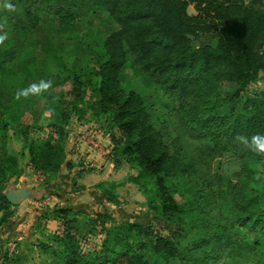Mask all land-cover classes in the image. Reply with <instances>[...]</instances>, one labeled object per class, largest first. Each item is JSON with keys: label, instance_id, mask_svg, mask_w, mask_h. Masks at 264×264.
Segmentation results:
<instances>
[{"label": "trees", "instance_id": "1", "mask_svg": "<svg viewBox=\"0 0 264 264\" xmlns=\"http://www.w3.org/2000/svg\"><path fill=\"white\" fill-rule=\"evenodd\" d=\"M190 5L195 16L186 12ZM51 11L52 18L42 26V42L36 46L38 57H25L16 40L34 39L41 22L38 14ZM97 13L108 15L118 26L99 38L98 47L88 44ZM0 35L6 37L0 42V71L14 85L15 96L45 70L54 88L68 86L64 97L75 113L85 114L84 103L93 115H107L114 132L109 149L113 164L136 171L126 182L149 200L147 209L174 216L187 228L183 236L142 243L131 234L142 233L135 222L116 224L108 215L92 218L59 209L52 215L63 230L50 235L54 236L50 244L41 248L51 255L49 264H216L224 257V264H231L239 249L248 254L259 246L264 249L260 242L264 233L257 231V225L264 226V152L251 150L240 139L264 134V92L238 106L240 93L264 73V0H0ZM88 84L95 87L98 100L84 102ZM130 87L150 88V97ZM225 89L235 101L228 112L220 105ZM30 97L17 98L6 119L0 112V129L16 125L28 130L20 120ZM51 98L45 96L46 101ZM148 103L163 111L166 119L155 124ZM66 113L64 108L58 124L52 122L51 132L41 141L22 135L28 148L20 155L0 149V227L13 207L2 194L3 184L22 174L19 160L25 151L33 170L48 179L65 163L69 131L64 126L70 119ZM226 153L238 163L229 188L219 171ZM192 177L203 188L188 193V204L178 206L172 195ZM255 184L259 194L246 198ZM111 187L104 192L117 204ZM213 211L220 217L217 223L208 218ZM80 216L93 225L99 220L113 224L101 229V250L80 252L75 228ZM248 234L254 235L252 249L243 247L241 240ZM14 243L17 248L21 241ZM148 251L158 260L148 261ZM247 258L237 264H264Z\"/></svg>", "mask_w": 264, "mask_h": 264}, {"label": "rangeland", "instance_id": "2", "mask_svg": "<svg viewBox=\"0 0 264 264\" xmlns=\"http://www.w3.org/2000/svg\"><path fill=\"white\" fill-rule=\"evenodd\" d=\"M186 12L189 16H195L196 11L194 5L188 6ZM52 14V11L38 14L41 22L38 23L35 28L36 35L34 39L27 41H19V39L16 40V45L19 51L23 52L22 54L25 57H38L36 46L38 43L42 42V26L48 19L52 18ZM91 24L92 35L88 37V44H96L97 47L99 46V38H105L118 29V26L114 23V21L108 15L102 13H97L93 16ZM127 65V73L131 74L132 70L129 68V64ZM39 74V78L34 84H38L41 80L51 81V77L45 72V70H40ZM7 80H9L7 74L2 75V72L0 71V112L5 115V117L2 115L3 119H6L8 114L15 109V105L18 101L17 96H15L14 85L7 83ZM94 88L95 87L92 85H87V91L83 96L84 102L89 99H99L98 94L94 91ZM129 89L146 97L147 99L150 97V88L130 87ZM67 90V85L64 87L54 88L53 81H51V86L48 89L38 94H31V97L25 107V113L20 120L23 126H28V130L26 131L24 127H21L23 130H19L21 128L18 129V126L13 124H11L13 125V128H10L7 131L0 129V149H2V152L5 151L18 156L23 153V149L28 148V143L23 141V137H27L28 140L35 139L41 141L44 139L51 132L49 125H51L52 122L58 124V119L60 118L59 116L63 113L64 108H66V115L70 118L65 121L67 126H64V128L69 131V136L70 134L73 136H80L81 142L83 141L85 143V147L87 146L86 148H88L90 152H97L101 150L103 148L102 145L107 150L110 147L112 148L110 133L114 132L110 129V123L106 122L107 115H93V113L89 110V107H87L84 103L83 106L86 107L84 108L85 114L81 116L80 114L75 113L73 109L74 105L69 103V100L64 97ZM260 92H264V73H260L256 80L254 82H250V84L240 93L238 106H242L247 98L253 97ZM45 96H51L52 98L46 101ZM73 100L74 97H71L70 101L73 102ZM234 102V100L228 97V90L225 89L221 91L220 105L222 106L223 112H228V109L234 104ZM147 107L148 113L155 124L166 119L163 111L152 109L150 103H148ZM38 128H40V130H38ZM24 133L26 136H24ZM3 136L4 138L2 139L1 137ZM90 141L95 142L97 147L94 148L89 143ZM2 142H5L4 147H2ZM24 154L27 156L28 152L25 151ZM28 161V159L19 160V168L22 170V174L16 177L10 176L8 178L5 184H3V195L8 190H17L24 186L29 190L35 189V185H38V183L41 185L44 184L46 180H49L45 175L35 173L32 169L28 168ZM219 171L224 179L223 185L226 188H229L238 173V163L236 158L230 153H226L224 155V159H222ZM133 174L136 175V171L133 170ZM259 176L260 175L258 174L257 178H259ZM118 177L121 178L122 175L120 174ZM118 177L115 176L117 179ZM201 188H203L202 182L194 180L192 177L188 183L182 186L180 191L173 194L172 197L178 206H185L188 204L186 195ZM119 191L121 193L120 205H114V207H112L114 215L111 216L115 219L117 218L116 224L131 222L137 223L142 228V233L138 236L135 231H131V234L134 235V237H137L135 240L138 239V241L146 243L147 241H154L156 238H173L176 235L184 234L185 230H187L185 226L180 225V222H178L174 216H162L160 211L153 212L147 209L149 200H147L146 197L144 198L140 192L135 193L134 187L127 190L119 188ZM259 192V185H252L245 193V197L248 199L255 198ZM261 212L264 215V208ZM2 217L3 213H0V219ZM78 218L80 221L76 223L75 228L78 230L76 235L78 236L77 238L79 241L80 252L82 254H86L91 253L94 250H101L104 240V235L101 229L104 227L112 228L113 224L106 220H99L97 224L93 225L90 221H88V219L83 218L82 216ZM180 218L183 222L184 216H180ZM208 218L215 221V223L220 220L216 211L211 212ZM262 218V221L264 222V216ZM92 229L94 231H91ZM261 230L262 233H264V226L260 224L257 225L258 233H261ZM243 232L246 233V229ZM45 237L39 235L37 237L34 236L31 239L21 241L20 246L17 248L15 243L0 244V264H49L52 260L51 255L46 253L45 250H41V248L44 244H50V239L54 236ZM253 238L254 235L248 234L244 237V239H241L244 243L243 247L247 246L249 249H252L253 247L251 245ZM260 242L263 244L264 238L261 237ZM259 247L252 249L250 254L246 252V249H239L238 252L241 253L238 254L240 255H238L237 259L231 264L243 263L245 262V259L246 261L248 260L247 256H250L251 258L253 257L256 262L264 260V249ZM145 258L151 262L158 260L157 256L151 251H148V253L145 254ZM224 259L225 257L221 258L216 264H224Z\"/></svg>", "mask_w": 264, "mask_h": 264}, {"label": "crops", "instance_id": "3", "mask_svg": "<svg viewBox=\"0 0 264 264\" xmlns=\"http://www.w3.org/2000/svg\"><path fill=\"white\" fill-rule=\"evenodd\" d=\"M86 147L80 136H68L65 142L66 161L60 171L44 184L35 185L36 188L30 190L32 198L22 200L11 208L7 222L0 227V244L60 233L62 223L52 215L59 209L92 218L98 214L112 217V207L120 205L121 201L119 188L127 190L134 187L135 193L138 192L134 184L126 182L133 171L125 164H113L109 156L110 148L107 150L102 145L101 150L90 152ZM24 159L29 160L28 156ZM27 163L28 168L34 171L30 162ZM120 174L121 178L118 177ZM109 185H113L111 189L117 204L112 203L104 192L109 190ZM113 219L117 221V218Z\"/></svg>", "mask_w": 264, "mask_h": 264}, {"label": "clouds", "instance_id": "4", "mask_svg": "<svg viewBox=\"0 0 264 264\" xmlns=\"http://www.w3.org/2000/svg\"><path fill=\"white\" fill-rule=\"evenodd\" d=\"M7 7L11 8V5ZM6 39L5 36L0 35V42ZM51 86V81L41 80L38 84H32L28 88L21 90L17 93V98L20 96L27 97L29 94H38ZM241 142L253 151L264 152V134H257L249 140L247 137H241Z\"/></svg>", "mask_w": 264, "mask_h": 264}, {"label": "water", "instance_id": "5", "mask_svg": "<svg viewBox=\"0 0 264 264\" xmlns=\"http://www.w3.org/2000/svg\"><path fill=\"white\" fill-rule=\"evenodd\" d=\"M4 197L10 205L17 206L20 201L32 198V193L29 189L21 187L17 190H8Z\"/></svg>", "mask_w": 264, "mask_h": 264}, {"label": "built area", "instance_id": "6", "mask_svg": "<svg viewBox=\"0 0 264 264\" xmlns=\"http://www.w3.org/2000/svg\"><path fill=\"white\" fill-rule=\"evenodd\" d=\"M89 143H90L94 148L97 147V145H96L95 142H91V141H90ZM91 145H90V146H91ZM92 146H91V147H92ZM93 147H92V148H93Z\"/></svg>", "mask_w": 264, "mask_h": 264}]
</instances>
